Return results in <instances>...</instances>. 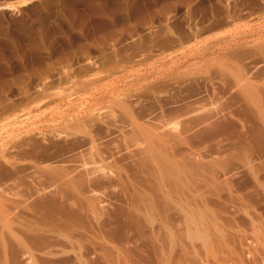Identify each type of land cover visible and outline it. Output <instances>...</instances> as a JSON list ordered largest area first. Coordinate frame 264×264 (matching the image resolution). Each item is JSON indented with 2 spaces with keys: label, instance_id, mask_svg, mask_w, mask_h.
<instances>
[{
  "label": "rangeland",
  "instance_id": "obj_1",
  "mask_svg": "<svg viewBox=\"0 0 264 264\" xmlns=\"http://www.w3.org/2000/svg\"><path fill=\"white\" fill-rule=\"evenodd\" d=\"M258 229L264 0H0V264L100 235L201 264Z\"/></svg>",
  "mask_w": 264,
  "mask_h": 264
},
{
  "label": "bare ground",
  "instance_id": "obj_2",
  "mask_svg": "<svg viewBox=\"0 0 264 264\" xmlns=\"http://www.w3.org/2000/svg\"><path fill=\"white\" fill-rule=\"evenodd\" d=\"M263 231L264 230L258 229V235L256 238L255 246H253V244L247 246L243 243H240L239 250L237 249L236 245L231 244L232 245L231 246L230 244H228L229 242L228 243L220 242V240L218 242H213L207 238L204 239L202 238L201 241L202 246L200 245L201 247H199L202 249V251L198 248V250H200L202 253V257L200 258L201 264H248V261H246L245 259L247 258V256H249L251 262L255 264H259L257 262V258H259V255L264 253ZM153 235L155 237L154 233ZM156 238L151 237V242L153 243V246H154V240ZM94 239L96 246V249H94L95 251H93L94 256H92V258L91 257L89 258L88 256L86 257L85 255H84L85 257H83V254L82 256L81 254L77 256V254L75 253L76 258L74 259L72 264H142L145 262L143 261L144 259H141L140 261L135 260L136 258H133L134 257L133 254H130V252L125 250V248L123 249V247L121 248L119 246H116L115 244L112 245L110 242L106 241L107 240L106 237L103 238L102 235L96 236ZM72 247L74 248V246ZM158 250L156 249L154 251L155 254L153 257L155 263L172 264L170 255L167 256L165 250L163 251V249L160 247L158 248ZM189 252L191 253L192 251ZM27 259L28 262L32 264H37L36 253H34V251L28 252Z\"/></svg>",
  "mask_w": 264,
  "mask_h": 264
}]
</instances>
